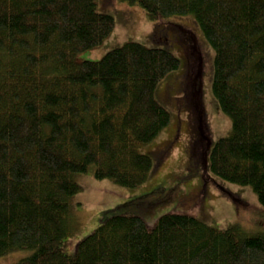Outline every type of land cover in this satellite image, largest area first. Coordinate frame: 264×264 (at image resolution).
Segmentation results:
<instances>
[{
  "label": "trees",
  "instance_id": "16d2710c",
  "mask_svg": "<svg viewBox=\"0 0 264 264\" xmlns=\"http://www.w3.org/2000/svg\"><path fill=\"white\" fill-rule=\"evenodd\" d=\"M119 1L159 25L157 42L187 44V154L200 151L204 172L250 188L264 207V0ZM189 15L214 52L211 93L231 121L209 151L198 51L167 22ZM113 29L96 0H0V256L27 249L17 264H264V233L219 230L180 213L153 224L111 217L72 255L60 250L69 200L81 190L74 176L93 165L97 180L140 187L153 161L139 149L170 122L154 96L180 68L168 50L127 43L97 62H74Z\"/></svg>",
  "mask_w": 264,
  "mask_h": 264
},
{
  "label": "rangeland",
  "instance_id": "374dc122",
  "mask_svg": "<svg viewBox=\"0 0 264 264\" xmlns=\"http://www.w3.org/2000/svg\"><path fill=\"white\" fill-rule=\"evenodd\" d=\"M96 3L99 12L113 18L114 29L98 47L79 53L74 58L76 64L97 62L109 51L136 43L168 50L178 58L180 68L169 73L154 92L156 101L169 113L170 122L155 140L139 149L141 154L151 157L152 174L135 189L95 179L93 165L86 173L75 175L73 179L81 190L69 200L70 234L60 245V250L72 255L80 241L91 235L102 222L115 216H138L153 224L163 215L180 213L219 230L238 227L246 234L264 233V207L251 189L231 185L204 172L200 166V151L187 154L189 121L193 119L185 90L187 44L157 42L152 34L159 25L149 21L140 7L127 6L119 0H96ZM167 22L178 27L179 39L193 40L198 51L200 91L211 136L209 151L213 144L231 133V121L220 111L211 93L214 52L192 16L174 17ZM180 27L189 34L181 33ZM167 33L174 37L173 33ZM158 153L165 154L160 161L155 158ZM31 254L32 251L27 249L14 250L0 256V264H17Z\"/></svg>",
  "mask_w": 264,
  "mask_h": 264
}]
</instances>
